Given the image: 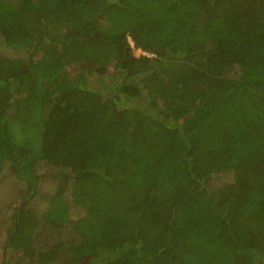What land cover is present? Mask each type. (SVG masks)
Here are the masks:
<instances>
[{"label":"trees","instance_id":"1","mask_svg":"<svg viewBox=\"0 0 264 264\" xmlns=\"http://www.w3.org/2000/svg\"><path fill=\"white\" fill-rule=\"evenodd\" d=\"M261 108L264 0H0L7 251L264 264Z\"/></svg>","mask_w":264,"mask_h":264},{"label":"rangeland","instance_id":"2","mask_svg":"<svg viewBox=\"0 0 264 264\" xmlns=\"http://www.w3.org/2000/svg\"><path fill=\"white\" fill-rule=\"evenodd\" d=\"M264 108L259 109L261 113ZM239 121H236V124ZM217 123V120L215 121ZM217 129L218 123H217ZM23 189L15 177L9 163L5 164L3 173L0 177V264H5L6 261L13 264H23L28 262L26 256H22L17 250L10 249L5 256V244L11 231L10 214L12 207L19 204L23 199ZM101 258V255H97ZM55 257L49 256V261H53Z\"/></svg>","mask_w":264,"mask_h":264},{"label":"flooded vegetation","instance_id":"3","mask_svg":"<svg viewBox=\"0 0 264 264\" xmlns=\"http://www.w3.org/2000/svg\"><path fill=\"white\" fill-rule=\"evenodd\" d=\"M4 248H5V251H7L8 250V245H6ZM5 256H6V253H5Z\"/></svg>","mask_w":264,"mask_h":264}]
</instances>
